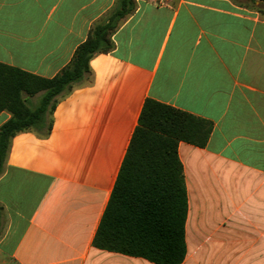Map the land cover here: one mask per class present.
<instances>
[{"label":"crops","instance_id":"1","mask_svg":"<svg viewBox=\"0 0 264 264\" xmlns=\"http://www.w3.org/2000/svg\"><path fill=\"white\" fill-rule=\"evenodd\" d=\"M135 1L116 17L117 0H0V63L46 79L114 20L112 49L59 99L50 134L11 140L0 264H157L94 246L147 99L213 125L206 146L178 147L181 264H264V1ZM11 118L0 111V128Z\"/></svg>","mask_w":264,"mask_h":264},{"label":"trees","instance_id":"2","mask_svg":"<svg viewBox=\"0 0 264 264\" xmlns=\"http://www.w3.org/2000/svg\"><path fill=\"white\" fill-rule=\"evenodd\" d=\"M135 6V0H117L122 13L114 16L123 17ZM113 21L111 17L107 24L97 25L71 63L52 79L0 63V111L12 113L0 128V174L13 137L27 131L50 134L59 99L88 80L95 54L112 49ZM39 93L43 94L38 105L30 106L29 99ZM212 129L205 119L147 99L94 246L157 264L183 263L188 199L178 147L182 141L206 146Z\"/></svg>","mask_w":264,"mask_h":264},{"label":"built area","instance_id":"3","mask_svg":"<svg viewBox=\"0 0 264 264\" xmlns=\"http://www.w3.org/2000/svg\"><path fill=\"white\" fill-rule=\"evenodd\" d=\"M166 0H156V3L159 2L161 5L165 4Z\"/></svg>","mask_w":264,"mask_h":264}]
</instances>
